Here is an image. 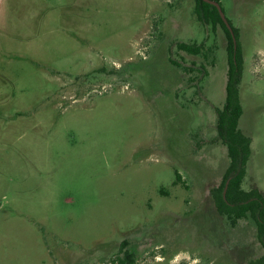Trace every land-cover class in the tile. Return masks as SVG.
Wrapping results in <instances>:
<instances>
[{"label":"rangeland","instance_id":"1","mask_svg":"<svg viewBox=\"0 0 264 264\" xmlns=\"http://www.w3.org/2000/svg\"><path fill=\"white\" fill-rule=\"evenodd\" d=\"M219 4L243 57L242 188L264 198V0ZM195 7L0 0V264L263 257L255 223L215 209L229 164L216 133L228 40Z\"/></svg>","mask_w":264,"mask_h":264},{"label":"trees","instance_id":"2","mask_svg":"<svg viewBox=\"0 0 264 264\" xmlns=\"http://www.w3.org/2000/svg\"><path fill=\"white\" fill-rule=\"evenodd\" d=\"M195 1L197 18L207 24L220 25L228 40L225 100L222 108L217 110L216 133L219 141L226 147L229 164L220 188L216 193H213L215 209L233 226L240 220L251 219L257 228V239L264 249V198L256 189L245 191L242 188L246 166L251 154V139L238 127L243 114L239 90L243 73V57L238 41V31L230 25L236 39V49H234L231 34L217 9L203 0ZM212 1L219 3V0ZM177 49L189 55L202 54V46L195 44L180 43L177 45ZM171 63L177 65L173 61ZM186 71L190 70L186 69ZM176 177L180 179L177 173ZM228 180V187L225 197H223L225 184ZM117 261V264H134L133 256L127 252L124 253L123 258H119ZM255 264H264V255Z\"/></svg>","mask_w":264,"mask_h":264},{"label":"water","instance_id":"3","mask_svg":"<svg viewBox=\"0 0 264 264\" xmlns=\"http://www.w3.org/2000/svg\"><path fill=\"white\" fill-rule=\"evenodd\" d=\"M203 1L205 3H207V4H210V5L214 6L217 9V11H218V13H219V15H220L223 23L225 24L226 28L228 29V31L231 34L232 41H233V44H234V49H236V39H235L233 30H232L230 24L228 23L227 19L225 18L224 13L222 11V8H221L220 4L218 2L212 1V0H203ZM228 183H229V180L225 184V188H224V191H223V197H225V193H226V190H227V187H228Z\"/></svg>","mask_w":264,"mask_h":264}]
</instances>
